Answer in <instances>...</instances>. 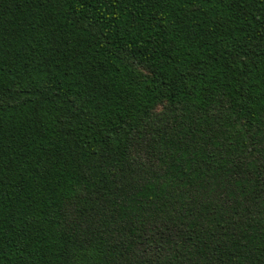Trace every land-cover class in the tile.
<instances>
[{"label": "trees", "instance_id": "trees-1", "mask_svg": "<svg viewBox=\"0 0 264 264\" xmlns=\"http://www.w3.org/2000/svg\"><path fill=\"white\" fill-rule=\"evenodd\" d=\"M0 264H264V0H0Z\"/></svg>", "mask_w": 264, "mask_h": 264}]
</instances>
